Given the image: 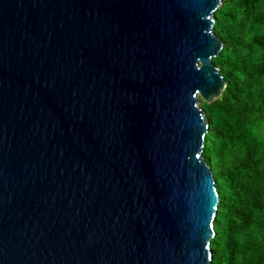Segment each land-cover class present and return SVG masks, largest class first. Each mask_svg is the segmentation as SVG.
Masks as SVG:
<instances>
[{"label": "water", "instance_id": "1", "mask_svg": "<svg viewBox=\"0 0 264 264\" xmlns=\"http://www.w3.org/2000/svg\"><path fill=\"white\" fill-rule=\"evenodd\" d=\"M218 6L0 0V264H210Z\"/></svg>", "mask_w": 264, "mask_h": 264}, {"label": "trees", "instance_id": "2", "mask_svg": "<svg viewBox=\"0 0 264 264\" xmlns=\"http://www.w3.org/2000/svg\"><path fill=\"white\" fill-rule=\"evenodd\" d=\"M212 20L224 87L198 103L217 195L210 264H264V0H219Z\"/></svg>", "mask_w": 264, "mask_h": 264}]
</instances>
